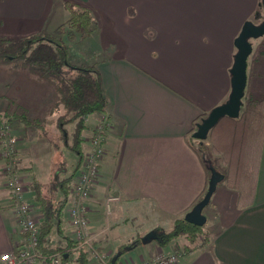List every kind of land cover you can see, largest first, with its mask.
I'll list each match as a JSON object with an SVG mask.
<instances>
[{"label": "crops", "instance_id": "obj_1", "mask_svg": "<svg viewBox=\"0 0 264 264\" xmlns=\"http://www.w3.org/2000/svg\"><path fill=\"white\" fill-rule=\"evenodd\" d=\"M55 1L53 20L54 0H0V37L56 33L69 18L67 2L88 8L97 23L93 33L76 41L83 50L75 56L77 64L98 69L108 102L104 114L90 116L95 123L86 124L83 135L86 151L93 130L105 121V155L87 201L89 222L92 225L97 219L95 207L107 195L118 196L121 204L149 203L171 219L188 212L208 185L202 154L189 131L198 116H206L230 92L229 69L238 35L234 0L222 1L225 13L221 14L206 0ZM13 132L26 185L35 174L21 160L22 136L15 127ZM5 176L0 160V255L16 251L25 242ZM25 192L38 219L34 195L28 188ZM237 197L224 182L217 183L208 205L213 235L202 248L183 252L157 242L159 246L143 248L137 259L148 258L159 248L182 252L177 264H264V137L254 203L240 209ZM71 203L69 194V208ZM64 228L72 233L68 212ZM88 231L92 236L93 231ZM91 261L97 264L94 258ZM125 261L119 259L118 264Z\"/></svg>", "mask_w": 264, "mask_h": 264}, {"label": "trees", "instance_id": "obj_2", "mask_svg": "<svg viewBox=\"0 0 264 264\" xmlns=\"http://www.w3.org/2000/svg\"><path fill=\"white\" fill-rule=\"evenodd\" d=\"M66 8L69 18L57 27L58 36L39 32L19 39L0 37V63L19 62L38 77L47 78L54 83L59 94L56 106L62 110L56 118L58 139L62 141L66 149L79 156L76 167L68 175L65 173L64 166H60L46 186L36 176H32L25 185L33 192V201L39 212L35 249L43 260L38 264H64L69 261L71 250L76 242L74 238L64 233V207L67 204L68 195H71V187L75 183V176L83 160V133L87 128L86 122L93 114H104L108 105L98 69L95 66L70 64L68 46L62 39V36H66L67 41L83 40L96 30L97 23L91 11L84 6L67 2ZM259 55H264V51H259ZM203 116L205 114L193 121L189 134H192L195 124ZM11 120H16L25 126L35 124L28 119L25 112L3 113L0 116V128L5 124L9 125ZM68 123L73 124L70 132L66 128ZM263 137L264 92L260 98L244 102L238 118L220 119L208 134V145L205 141L203 143L197 141L195 145L196 151L202 154L201 158L206 171L209 169L215 171L212 161L207 158V150L221 156L226 172L219 175L223 176L222 182L228 189L237 192V206L240 209L254 203ZM17 156L18 153L16 158ZM16 171L25 184L20 175L22 170L18 168V165ZM63 173L65 176H62ZM206 190L207 186L193 202L191 208L203 198ZM184 213L173 219L168 231L159 227L155 228L159 231L161 246L180 237L186 241L181 248L183 252L202 248L208 244L209 239L203 231V226L199 227L186 222ZM22 234L26 238V235ZM53 234L64 240L65 245H53L55 241ZM140 238H136L132 243L120 244L116 252L108 259L107 264H118L123 253L141 244ZM199 238H202L200 243L196 241ZM75 254L78 264H93L90 262L91 251L87 248L80 247L75 250ZM53 255H57L56 262L51 257Z\"/></svg>", "mask_w": 264, "mask_h": 264}, {"label": "rangeland", "instance_id": "obj_3", "mask_svg": "<svg viewBox=\"0 0 264 264\" xmlns=\"http://www.w3.org/2000/svg\"><path fill=\"white\" fill-rule=\"evenodd\" d=\"M206 1H209V4L216 7L215 9L219 10L220 14L222 12L225 13L221 3L222 1L227 2L226 0H219V2L217 0ZM92 2L95 1L92 0ZM234 4L236 6V10H238L236 12L237 16H234L236 20L235 32L237 34L245 21H251L257 24L263 16L261 0H234ZM56 10L57 2L54 0L51 10V18L53 20L55 19ZM215 12L217 13L216 10ZM53 35L58 36L57 33H53ZM62 39L68 46V62L70 64L79 65L77 64L75 56L79 54L81 49L83 50V46L77 44V40L67 41L66 36H62ZM251 43L252 53L247 59V83L243 103L249 99L260 98L264 92V55H259V51H264V36L251 40ZM58 100V91L51 80L38 77L28 68L23 67L19 62L10 61L0 63V116L7 111L19 113L25 112L28 119L34 121V125L25 126L16 120H11L9 121V126L12 137L17 140V136L13 132L15 127L17 129L16 134H19V136H22L23 138L21 160L24 164H28L29 168L32 167L35 176H37L38 180L44 186L48 184L57 168L64 166L66 170L65 173L69 174L74 170L79 160V156L75 152L66 149L63 146L62 141L58 139L59 130L56 126V118L62 111L59 106H56V102ZM53 105H55L54 110L51 109ZM92 117H89L86 122L88 127L92 123H95V120ZM66 128L70 132L73 128V124H66ZM85 133L86 132H84L83 135H85ZM191 141H193L194 145H196L198 140L191 138ZM205 143L208 145V139ZM207 151V158L212 161L214 170H216L218 174H224L226 172V168L221 161V156L213 154L209 150ZM83 153H85V149ZM0 160L2 161L1 158ZM100 163L101 160L99 162V166ZM211 173L212 170L209 169L207 171L208 181ZM62 176H65V174L63 173ZM98 177L99 172L97 178ZM219 183H222V180L219 181ZM24 194H26V192ZM30 194H33V192L30 191ZM110 197H113V195H107L104 197L103 201L101 200L102 204L100 203L101 205L95 207L96 209L94 211L97 215V219H94V223L91 225L88 220V228L93 231L91 237L92 241H94V245L97 249L105 252L109 256H112V252H115V249H117L120 244L132 243L136 240V238L142 237L149 231L155 230V228L159 227L164 231H168L172 226L173 219L160 215L149 203L136 202L128 205L119 203V200L118 202H113L109 205V207H107L106 201ZM68 210L69 206L66 204L64 207L65 214ZM203 215H206L209 218L206 224L203 225V231H205L206 237L210 240L213 235V229H211L212 226L210 227L211 222L209 206L203 210ZM64 233L71 238H74L69 230L64 229ZM202 234L204 235L203 232ZM54 240L53 245H65V241L60 239L56 234ZM201 240L202 238H199L196 241L200 243ZM185 242V239L180 237L169 242V244L164 245L163 247L168 249V246L169 248L173 246L181 250ZM146 246L155 247L159 246V244L157 242H151L149 245L140 244L134 249L123 253L120 257L121 262L124 260H127L125 262L138 260L137 258H139V254L144 253L142 252V249ZM75 250L76 249L74 248L71 250L72 253L70 254L69 261L64 264H78L76 261ZM157 250H159V248ZM177 254L180 255L181 253ZM56 261L57 260H55V262ZM90 262L92 263L91 260Z\"/></svg>", "mask_w": 264, "mask_h": 264}, {"label": "built area", "instance_id": "obj_4", "mask_svg": "<svg viewBox=\"0 0 264 264\" xmlns=\"http://www.w3.org/2000/svg\"><path fill=\"white\" fill-rule=\"evenodd\" d=\"M105 121H101L93 130L89 147L83 153V160L77 171L76 181L71 187L72 203L68 210V219L76 245L74 249L85 247L91 251L92 258L99 264H107L110 258L105 252L96 248L88 231V204L93 186L99 172V162L105 154ZM9 125L0 128V158L6 175L5 188L14 208L22 233L26 235L25 244L16 251L5 252L0 255V264H38L43 257L37 253L35 246L38 237V220L32 215L31 207L24 198L25 184L20 180L16 171L17 140L11 136ZM120 198L113 196L107 199L106 206L118 202ZM179 252L165 253L159 249L148 258L131 260L122 264H177ZM180 254V253H179ZM57 260V255L51 256Z\"/></svg>", "mask_w": 264, "mask_h": 264}, {"label": "water", "instance_id": "obj_5", "mask_svg": "<svg viewBox=\"0 0 264 264\" xmlns=\"http://www.w3.org/2000/svg\"><path fill=\"white\" fill-rule=\"evenodd\" d=\"M263 16L260 21L255 24L251 21H245L234 39L235 53L233 62L229 69L230 75V92L227 99L220 105L211 109L208 114L202 117L195 124V130L192 137L203 143L208 138V134L214 128L220 119L229 117L232 119L238 118L241 107L243 105V97L247 83V59L252 53L251 40L258 39L264 36V0H261ZM223 180L217 172L212 170L208 181L207 190L203 198L198 201L193 207L184 214V220L195 226H203L206 223V217L203 215V209L210 202L211 196L214 193L217 183ZM159 242L158 231L152 230L140 238L142 245H147L151 242Z\"/></svg>", "mask_w": 264, "mask_h": 264}, {"label": "flooded vegetation", "instance_id": "obj_6", "mask_svg": "<svg viewBox=\"0 0 264 264\" xmlns=\"http://www.w3.org/2000/svg\"><path fill=\"white\" fill-rule=\"evenodd\" d=\"M158 234H159V231H158Z\"/></svg>", "mask_w": 264, "mask_h": 264}]
</instances>
